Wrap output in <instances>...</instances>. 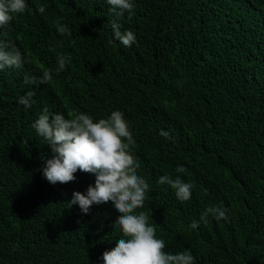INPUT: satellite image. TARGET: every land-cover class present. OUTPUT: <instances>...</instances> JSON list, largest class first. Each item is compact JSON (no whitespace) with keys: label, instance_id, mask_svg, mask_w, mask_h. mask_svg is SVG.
<instances>
[{"label":"trees","instance_id":"trees-1","mask_svg":"<svg viewBox=\"0 0 264 264\" xmlns=\"http://www.w3.org/2000/svg\"><path fill=\"white\" fill-rule=\"evenodd\" d=\"M26 2L0 27L26 60L0 71V264H104L120 238L111 202L88 214L67 208L94 175L54 185L43 177L53 153L32 124L44 107L66 118L124 113L150 185L140 211L166 251L190 250L194 264H264V0H134L119 18L106 0ZM113 21L135 34L131 47L114 40ZM60 54L71 62L56 72ZM44 70L49 83H24ZM30 91L26 108L18 100ZM164 174L191 182V199L159 184ZM210 206L228 219L189 228Z\"/></svg>","mask_w":264,"mask_h":264},{"label":"clouds","instance_id":"clouds-1","mask_svg":"<svg viewBox=\"0 0 264 264\" xmlns=\"http://www.w3.org/2000/svg\"><path fill=\"white\" fill-rule=\"evenodd\" d=\"M110 11L117 18L125 13L129 17L135 11L134 0H106ZM28 11L26 0H0V27L9 25L15 16ZM39 11L42 13L44 8ZM113 38L124 47H131L136 42L135 34L120 31V25L111 24ZM61 34L69 32L67 26H59ZM26 60L21 51L10 40L0 39V71L20 69ZM71 62L70 56L58 55V67L65 70ZM52 80V70H44L40 76L24 78L25 84H46ZM34 93L28 92L18 102L26 108L34 103ZM37 136L46 141L53 153L44 162L40 171L50 184H65L76 179L77 171L94 175V186L89 185L86 194L79 191L72 193L67 201V208L78 205L82 214H88L93 205L111 202L117 218L113 228L120 233L115 247L102 253L104 264H194L190 250L172 253L166 251V241L157 237V224L150 223L145 211L150 185L138 174L140 163L132 148L135 140L124 113L114 110L107 118L94 119L91 115L74 111L66 118L62 113L50 115L44 107L32 124ZM161 136L169 137L168 132L161 131ZM176 173H184L183 166L175 169ZM158 183L167 184L174 191L176 198L185 202L191 199L194 185L184 182L177 175L170 174L159 177ZM211 215L215 219H228V210L221 206H210L201 214L199 221L193 220L188 227L195 229L200 222H207Z\"/></svg>","mask_w":264,"mask_h":264}]
</instances>
